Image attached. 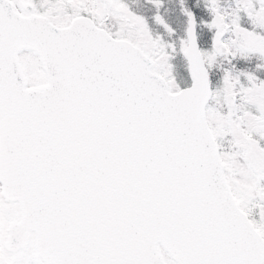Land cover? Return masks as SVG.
<instances>
[{"label":"snow or ice","instance_id":"snow-or-ice-1","mask_svg":"<svg viewBox=\"0 0 264 264\" xmlns=\"http://www.w3.org/2000/svg\"><path fill=\"white\" fill-rule=\"evenodd\" d=\"M0 264H264V0H0Z\"/></svg>","mask_w":264,"mask_h":264}]
</instances>
